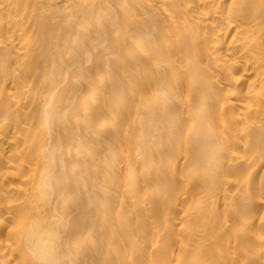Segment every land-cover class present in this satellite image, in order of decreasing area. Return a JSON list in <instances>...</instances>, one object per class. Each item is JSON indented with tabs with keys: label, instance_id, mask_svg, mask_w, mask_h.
Here are the masks:
<instances>
[{
	"label": "bare ground",
	"instance_id": "6f19581e",
	"mask_svg": "<svg viewBox=\"0 0 264 264\" xmlns=\"http://www.w3.org/2000/svg\"><path fill=\"white\" fill-rule=\"evenodd\" d=\"M0 264H264V0H0Z\"/></svg>",
	"mask_w": 264,
	"mask_h": 264
}]
</instances>
